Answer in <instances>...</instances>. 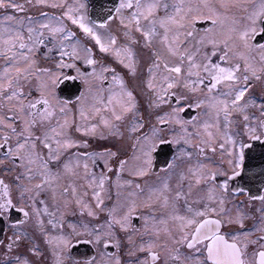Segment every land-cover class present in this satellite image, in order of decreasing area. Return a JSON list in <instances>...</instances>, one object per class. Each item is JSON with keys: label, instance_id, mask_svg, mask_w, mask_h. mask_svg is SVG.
I'll return each mask as SVG.
<instances>
[{"label": "snow or ice", "instance_id": "6c2138e0", "mask_svg": "<svg viewBox=\"0 0 264 264\" xmlns=\"http://www.w3.org/2000/svg\"><path fill=\"white\" fill-rule=\"evenodd\" d=\"M0 264H264V0H0Z\"/></svg>", "mask_w": 264, "mask_h": 264}]
</instances>
